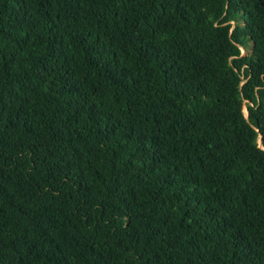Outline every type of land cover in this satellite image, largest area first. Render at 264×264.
I'll return each instance as SVG.
<instances>
[{"label": "trees", "instance_id": "16d2710c", "mask_svg": "<svg viewBox=\"0 0 264 264\" xmlns=\"http://www.w3.org/2000/svg\"><path fill=\"white\" fill-rule=\"evenodd\" d=\"M0 264H264V0H0Z\"/></svg>", "mask_w": 264, "mask_h": 264}, {"label": "rangeland", "instance_id": "374dc122", "mask_svg": "<svg viewBox=\"0 0 264 264\" xmlns=\"http://www.w3.org/2000/svg\"><path fill=\"white\" fill-rule=\"evenodd\" d=\"M250 51V46H248L247 48H243V47H241V54H246V53H248ZM244 113H246L245 112V108H244Z\"/></svg>", "mask_w": 264, "mask_h": 264}, {"label": "water", "instance_id": "95a60500", "mask_svg": "<svg viewBox=\"0 0 264 264\" xmlns=\"http://www.w3.org/2000/svg\"><path fill=\"white\" fill-rule=\"evenodd\" d=\"M246 110V109H245Z\"/></svg>", "mask_w": 264, "mask_h": 264}]
</instances>
